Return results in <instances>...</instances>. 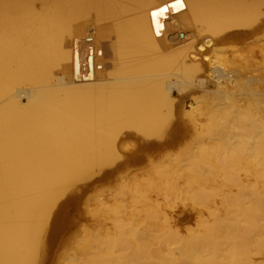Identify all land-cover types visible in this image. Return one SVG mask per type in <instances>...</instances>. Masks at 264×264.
<instances>
[{
	"label": "bare ground",
	"instance_id": "obj_1",
	"mask_svg": "<svg viewBox=\"0 0 264 264\" xmlns=\"http://www.w3.org/2000/svg\"><path fill=\"white\" fill-rule=\"evenodd\" d=\"M184 2L154 18L174 0H0V264H41L64 205L122 166L153 169L130 189L142 210L60 264H264V0ZM204 119L261 123L250 146L193 142ZM225 148L249 179L205 200Z\"/></svg>",
	"mask_w": 264,
	"mask_h": 264
},
{
	"label": "rangeland",
	"instance_id": "obj_2",
	"mask_svg": "<svg viewBox=\"0 0 264 264\" xmlns=\"http://www.w3.org/2000/svg\"><path fill=\"white\" fill-rule=\"evenodd\" d=\"M213 129L207 130L209 124L208 120H201L198 122L197 131L192 130L190 139L195 142L215 143L229 146L232 143L240 145L242 147L250 146L254 143L253 139V127L259 125L261 121H242V122H230V121H211ZM234 123L240 124L237 126ZM204 134V135H203ZM197 135L199 137H197ZM177 156V153H176ZM213 159L217 157L223 159L217 160V165L223 170L217 167H213L209 170L208 174L213 178L210 183L209 189L212 191L211 195H206L205 200H213L217 202H223L227 195L233 200L238 192L235 186V178L237 174H242L246 177L245 181H248L249 168L244 166L248 165L247 159H249L246 149L238 156L231 155L223 149H218L213 155ZM238 158L240 160H238ZM222 163V164H220ZM156 171H154L155 173ZM153 169L144 166H122L116 169L110 177L101 178L97 176L93 181H87L90 183L87 189L80 193L77 192V200L64 205V211L67 218V225H65L61 232L57 235L55 240L45 248V256L41 259V264H60L64 258L72 256L75 251V246L85 239L88 232H94L98 230H112L115 229V222L122 213L137 212L142 210L141 203H136L131 198L130 189H135L137 186L145 187V183L151 177ZM85 182L80 183L84 184ZM251 187V185H249ZM146 189V188H145ZM143 189V190H145ZM71 192V191H70ZM69 194L71 195V193ZM228 193V194H227ZM150 198L158 203L165 204L163 196H157L154 193H150ZM238 195L245 199L253 196L250 188H245L243 193ZM234 197V198H233ZM66 197L60 199L59 204L63 203ZM231 200V199H230ZM140 204V205H139ZM177 209H182L184 204L191 203L187 201H178L173 203ZM203 205V215L209 216L208 209ZM189 206V205H187ZM105 209V213L101 214L99 209ZM125 208V210H124ZM171 209L168 211L170 212ZM197 224V215L192 213L188 218H184L181 229L187 226H195ZM245 252V251H244ZM262 259V258H261ZM264 260V259H262Z\"/></svg>",
	"mask_w": 264,
	"mask_h": 264
},
{
	"label": "snow or ice",
	"instance_id": "obj_3",
	"mask_svg": "<svg viewBox=\"0 0 264 264\" xmlns=\"http://www.w3.org/2000/svg\"><path fill=\"white\" fill-rule=\"evenodd\" d=\"M185 6L186 5H185L184 0H174V3H172L171 5L166 4L164 7H161L157 11L153 12L152 16L154 18L162 17V16H165L169 12L170 8L171 9H181V8H184ZM155 28H156L158 35L162 34V31L164 29V24L157 21L155 24Z\"/></svg>",
	"mask_w": 264,
	"mask_h": 264
}]
</instances>
